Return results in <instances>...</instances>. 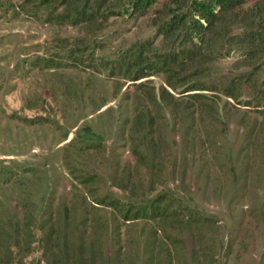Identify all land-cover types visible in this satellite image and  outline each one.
<instances>
[{
  "label": "rangeland",
  "instance_id": "rangeland-1",
  "mask_svg": "<svg viewBox=\"0 0 264 264\" xmlns=\"http://www.w3.org/2000/svg\"><path fill=\"white\" fill-rule=\"evenodd\" d=\"M0 264H264V0H0Z\"/></svg>",
  "mask_w": 264,
  "mask_h": 264
},
{
  "label": "trees",
  "instance_id": "trees-1",
  "mask_svg": "<svg viewBox=\"0 0 264 264\" xmlns=\"http://www.w3.org/2000/svg\"><path fill=\"white\" fill-rule=\"evenodd\" d=\"M218 1V0H217Z\"/></svg>",
  "mask_w": 264,
  "mask_h": 264
}]
</instances>
